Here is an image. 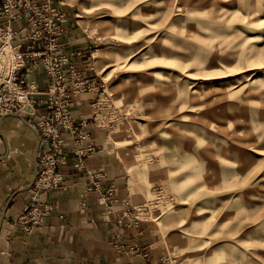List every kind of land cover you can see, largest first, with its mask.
I'll list each match as a JSON object with an SVG mask.
<instances>
[{
	"label": "rangeland",
	"instance_id": "374dc122",
	"mask_svg": "<svg viewBox=\"0 0 264 264\" xmlns=\"http://www.w3.org/2000/svg\"><path fill=\"white\" fill-rule=\"evenodd\" d=\"M63 6L161 264H264V0Z\"/></svg>",
	"mask_w": 264,
	"mask_h": 264
},
{
	"label": "crops",
	"instance_id": "0c3cea01",
	"mask_svg": "<svg viewBox=\"0 0 264 264\" xmlns=\"http://www.w3.org/2000/svg\"><path fill=\"white\" fill-rule=\"evenodd\" d=\"M68 39L79 47L85 43L72 19ZM35 78L45 88L43 66L31 74V79ZM97 95L85 92L73 104V114L88 120L97 145L87 159V168L78 170L71 154L60 167L66 176L65 186L41 196L52 205L51 213L30 232L18 223L30 189L16 191L33 179L38 137L18 117L0 121V154L9 148L8 156L0 160V219L6 210L0 233V264H161L162 248L149 226L134 221L124 165L108 148L103 128L94 120ZM30 108L28 105L25 110ZM68 149L74 152L72 144ZM110 189L113 195L106 197Z\"/></svg>",
	"mask_w": 264,
	"mask_h": 264
},
{
	"label": "built area",
	"instance_id": "2783aa9c",
	"mask_svg": "<svg viewBox=\"0 0 264 264\" xmlns=\"http://www.w3.org/2000/svg\"><path fill=\"white\" fill-rule=\"evenodd\" d=\"M63 5L64 0H0V121L22 113L42 136L38 176L18 218L25 232L40 226L51 213L52 205L41 196L65 186L60 167L73 156L74 166L86 170L97 147L88 120L73 114V104L85 92L98 93L100 84L87 75L86 50L68 39L71 16ZM15 22L20 23L17 29ZM41 66L45 88L31 79ZM28 105L30 111L25 110ZM71 144L73 153L68 149ZM134 221L137 224L138 217Z\"/></svg>",
	"mask_w": 264,
	"mask_h": 264
},
{
	"label": "water",
	"instance_id": "95a60500",
	"mask_svg": "<svg viewBox=\"0 0 264 264\" xmlns=\"http://www.w3.org/2000/svg\"><path fill=\"white\" fill-rule=\"evenodd\" d=\"M9 116L18 117L21 120H23V122L25 124H27L30 128L33 129V131L35 132V134L38 137V141H37L36 146L34 148V154H33V163H34V167H35L34 176H33L32 181L29 184L23 186L22 188H20V189H18L16 191V193H20L22 191H26V190L31 189V187L33 186L35 180L37 179V176H38V172H37V168H38V151H39V146H40L41 141H42V136H41L40 132L38 131V129L35 128L32 125V123L29 121V119L25 115H23L22 113L15 112V113H12V114H9V115L4 116L3 119L6 118V117H9ZM0 132H1V130H0ZM8 154H9V148L7 149V152L6 153L0 154V160L5 159L8 156ZM5 213H6V210L4 211V213H3V215H2V217L0 219V233H1V228H2V223H3V220H4Z\"/></svg>",
	"mask_w": 264,
	"mask_h": 264
}]
</instances>
